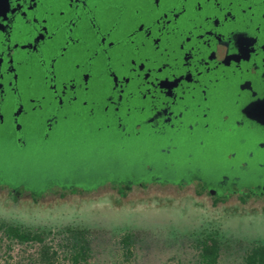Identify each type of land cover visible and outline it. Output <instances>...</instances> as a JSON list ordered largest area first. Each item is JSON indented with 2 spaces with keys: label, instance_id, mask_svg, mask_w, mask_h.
I'll return each instance as SVG.
<instances>
[{
  "label": "flooded vegetation",
  "instance_id": "af4514ba",
  "mask_svg": "<svg viewBox=\"0 0 264 264\" xmlns=\"http://www.w3.org/2000/svg\"><path fill=\"white\" fill-rule=\"evenodd\" d=\"M55 181L264 205V0H8L0 190Z\"/></svg>",
  "mask_w": 264,
  "mask_h": 264
},
{
  "label": "rangeland",
  "instance_id": "374dc122",
  "mask_svg": "<svg viewBox=\"0 0 264 264\" xmlns=\"http://www.w3.org/2000/svg\"><path fill=\"white\" fill-rule=\"evenodd\" d=\"M108 185L66 188L61 197L56 181L41 182L21 199L0 190V264H203L201 242L208 235L220 240L218 264H244L264 244L262 204L230 199L212 205L209 197L158 184H132L120 195ZM4 225L42 231L44 240L20 242L5 234ZM77 235L88 249L74 263Z\"/></svg>",
  "mask_w": 264,
  "mask_h": 264
},
{
  "label": "trees",
  "instance_id": "16d2710c",
  "mask_svg": "<svg viewBox=\"0 0 264 264\" xmlns=\"http://www.w3.org/2000/svg\"><path fill=\"white\" fill-rule=\"evenodd\" d=\"M79 190L77 187L70 189L75 192ZM3 229L5 234L10 238L16 239L20 242L32 241L35 242L44 240V233L42 231H33L30 229H24L17 225H4ZM71 232L75 229L69 228ZM74 233H78L75 230ZM82 234L81 231H79ZM130 240V237H127ZM84 240L81 235L76 236V247L74 257V263H77L80 258H84L88 249L87 245L82 243ZM202 260L203 264H218V259L221 251V243L217 236L208 235L201 242ZM244 264H264V244L255 246L246 256Z\"/></svg>",
  "mask_w": 264,
  "mask_h": 264
},
{
  "label": "water",
  "instance_id": "95a60500",
  "mask_svg": "<svg viewBox=\"0 0 264 264\" xmlns=\"http://www.w3.org/2000/svg\"><path fill=\"white\" fill-rule=\"evenodd\" d=\"M8 9V0H0V16L5 14Z\"/></svg>",
  "mask_w": 264,
  "mask_h": 264
}]
</instances>
